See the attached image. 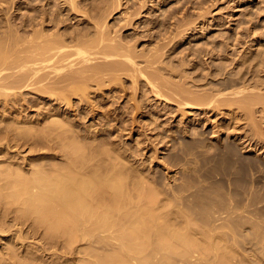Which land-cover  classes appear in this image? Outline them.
<instances>
[{"label": "bare ground", "instance_id": "obj_1", "mask_svg": "<svg viewBox=\"0 0 264 264\" xmlns=\"http://www.w3.org/2000/svg\"><path fill=\"white\" fill-rule=\"evenodd\" d=\"M38 1H40L39 4L36 0V3L33 1L32 4V0L31 2L30 0L25 2L11 0L9 2L11 4L19 3V10H28L30 20H26L27 13L23 14L26 19L23 16L21 17L24 18L22 22L14 21L16 18L11 19L13 20L11 21L7 18L9 16L5 11L9 5H7V9H3L6 12L4 14L7 16H5L6 19L4 20L5 17L0 15L2 20L5 21L0 23L2 24L0 26H3V31L0 30V96L9 99L0 98H3L7 104L14 102L12 104L15 106L14 104L20 101L14 100L18 97L17 95L28 91V95L31 97L25 96L28 98L25 99V104H28L29 108L34 107L38 110L33 114L35 116H32L35 117L34 120L30 118L20 120L21 117H24V112L20 119L17 118V121H15L16 118L5 116V113L0 114V123H5V126L3 127V124V128L0 129V191L2 197L5 198L4 200L16 203L19 211L24 215L32 216L38 225L45 226L55 232H61L62 236L69 241H77L78 239L81 243L79 248L81 254L80 264H246L248 261L256 264L258 260H262L255 248H251L254 251L253 258H248L244 252L234 253L235 246L242 247L239 239L241 235L239 226L242 223L238 217L244 212L254 215L251 210H241L239 206L228 209L227 207H216L208 203L202 205L181 203L180 200L186 198L183 194L174 195L173 203L162 202L161 193L158 194L156 190L153 191L154 189L151 188H143L144 178L142 179V175L136 173L139 171L134 172L133 170V173H135L133 174L128 170L126 162H123L125 155L121 152V148L117 146L118 148L114 147L111 150L113 144L110 145L111 148L106 145L105 150L104 148L101 149L102 147H98L101 146L98 145L101 138H98L99 142L96 144L97 140L94 141V137L92 138L94 142L91 140V142H84L83 140L78 143L82 140V138L77 140L78 134L82 135L85 130H79L82 132L77 130V134L74 130L71 132L73 128H71L70 122L74 120L70 121L68 118L65 120L66 117L64 118L61 112L63 103L66 104L65 101H69L70 106L68 107L74 106L71 103L72 96L82 97L81 99L85 101L86 96L87 98L92 96L90 93L92 94L97 88L102 93L101 89L109 85L112 87L113 81L118 82V79L121 80L124 76L130 78L129 80L133 82L131 87L138 85L139 79L144 77L145 83L152 88L149 89L153 91L152 93L156 97L167 101L176 98L173 101L177 102L183 117L188 115L187 119H189L190 114L195 115L192 120H189L190 128L191 123H197V120L198 122L200 120L195 118L198 113H190L192 111H199V114L204 113L202 115L207 116L204 119L209 121H212V117H208V114L213 110L220 113L224 110L225 112L222 113L224 115L227 111H230L231 118L238 121L234 123L235 121L233 122V119H231L229 122L232 121L237 130L242 127L248 129L247 126L241 125L242 121L248 127L250 126V131H247L251 134L247 136L250 140L248 146L251 148L249 150H251L253 149L251 141L257 137H259V140L264 137V43L262 45L258 44L257 49L249 51L246 58L240 55L237 59L240 48L245 46L242 42L244 36H240L242 34H239V31L236 34H230V36L228 33L227 38L226 35H223L222 38L228 39V42L225 41V44L221 41L223 44L220 47L216 44L219 48L208 47L210 48V51L207 50L208 54L216 59L218 54L222 58L227 57L230 52L232 54V51L237 53H235L236 58H228L231 62L229 64L225 62L226 64L223 63V66L216 63L215 60L207 62L209 69L212 71L218 70L217 75L219 78L214 81L215 84L213 85V82H211L212 85L208 83L204 85L196 84L194 81L199 82L198 79H193L194 81L191 82V76L186 77L189 75L188 73L192 72L186 73L187 70H184L186 76L182 73L184 67L181 66L183 61L181 59V69L178 66L174 67L173 70L177 71L178 68L179 72L182 71L180 75L182 78L184 76V79L188 80L189 83L182 80L178 83L175 80L172 81L173 84H178L174 86L170 85L172 82H166L171 81L166 79L168 74H164L166 75L164 80L159 73L160 68H157L158 72L153 66L160 63L156 64L158 61H155V59L152 62L149 61L150 58L155 56L158 59L156 52L151 53L153 57H149L150 52H147L148 54L142 53L145 50L140 51L137 45L138 42H133L139 40L136 35L135 39H131V37H126L124 34H119L120 32L116 33L118 30L111 31L109 29L108 20L123 6L122 0H46L47 3L44 0ZM141 1L137 2L140 4L145 2ZM4 2L6 3L7 0H0V10ZM43 2L44 4H42ZM127 3H129V0ZM24 4H27V6ZM132 5L130 8L133 7ZM142 5H138V8L137 5L135 6L138 11L135 8L132 9L133 12H136L134 14L131 11L135 18L140 17L138 16L141 14L139 6L140 8L145 7ZM144 5H146V2ZM61 10L62 12L65 11L66 14L64 15ZM33 11L35 14H32ZM26 12L24 11V13ZM125 14L128 15L126 12ZM73 15H75L74 22L75 19L78 20L77 16H81L79 21L81 20V23L87 24L81 27H76L73 24L68 26V19L69 21L72 20ZM172 15L170 16L172 17ZM128 16L125 17L128 18ZM132 17H129L127 22H132ZM165 18L167 16L162 20L166 21ZM64 22L66 26L63 25ZM123 22L127 23L126 20ZM155 22L158 23V21ZM163 22H161L162 25L160 24L161 27H163ZM169 24H172V22ZM242 24L243 22L240 23V25ZM128 26L132 25L128 23L122 25V27ZM170 26L168 25V27ZM168 27L166 30H171ZM189 29H184L183 33L185 34V30L189 31ZM170 32L172 30L168 31V33ZM176 34L180 35L179 32ZM176 34L173 35L177 36ZM184 34L181 33L180 36H184ZM256 35H258V32ZM261 35L263 37V34ZM262 37L259 34L256 40ZM171 39H176V37ZM159 47L165 49L163 46ZM159 47H157L158 50H160ZM196 49L193 52L201 51V48L197 51ZM235 54L232 56L234 57ZM144 55L148 58L140 59V57H145ZM199 56L200 53L196 54V57L194 55L196 59ZM202 56H200L201 60ZM141 60H145L144 62H147L148 65L142 63L143 66H141V62H143ZM183 64L186 65L187 63L184 61ZM229 66H233V68L227 71ZM156 67H160V65ZM169 68H173V66L170 65ZM168 70V73H171L172 70ZM175 73L177 72L172 71L171 75ZM193 74L195 73L193 72ZM179 76L176 77L182 79ZM161 79L172 87H169L165 82H159ZM123 81L126 80L121 82ZM140 82L142 81L140 80ZM93 84L96 85L95 90L92 87ZM138 86L133 87L136 90L135 92L139 91L137 90ZM114 87L116 88V86ZM173 87H175V90L171 92ZM164 88L171 89L170 92L176 95L167 94ZM89 89L93 91L90 92ZM83 100V105H85L89 98L85 103ZM93 101V99H90L89 102L92 103ZM76 104L81 105L78 102ZM0 109L3 112V109ZM4 112L7 111L4 109ZM65 113L67 114V110H65ZM227 114L229 115V113ZM227 114L225 116L228 118ZM233 114H236L237 117ZM201 119H203L202 116ZM34 122L41 124V127H37ZM212 123L214 124V122ZM216 124L219 123L216 122ZM228 125L226 129H228ZM91 128L97 129L90 127L88 130ZM89 133L86 132L85 135ZM38 136L46 138L51 143H57L58 141L61 143L63 141L65 145L63 149L66 150L63 152V157H67L71 163L67 161L70 164L68 166L64 164L66 167L63 165L59 167L60 165L56 163V167L63 169L58 171L57 168L58 170L55 172L56 167L54 165V169H47L41 164L33 163V161L26 163L27 160L32 159L28 155L29 152L32 155V152L38 153L39 149H31L32 146H28L31 150L26 152L24 146L31 145L32 140ZM93 136L97 137L96 134ZM107 137L109 138V136ZM198 139H195L194 144L199 141ZM107 140L109 139L104 140L105 144L114 142L111 139L110 142H106ZM22 145H24L23 148ZM230 152H233V150ZM252 160L250 164H252ZM5 215L6 213L3 214L0 210V219ZM252 229L253 238L258 240L253 242L252 239L249 243L264 252V228L253 222ZM14 231L15 229L0 225V236L2 237H7L9 234H13ZM19 239H23L22 235H19Z\"/></svg>", "mask_w": 264, "mask_h": 264}, {"label": "rangeland", "instance_id": "obj_2", "mask_svg": "<svg viewBox=\"0 0 264 264\" xmlns=\"http://www.w3.org/2000/svg\"><path fill=\"white\" fill-rule=\"evenodd\" d=\"M10 1L11 0H7L6 3H3V7L1 8L2 11L0 10V15H3L2 17L6 16L4 15L6 12H4L3 9H7V5H9L8 9L5 10L8 13L7 16H9H6L7 18H9L10 20L16 18L14 21L22 22L25 18L23 14L28 13V16H26L27 19H25L30 20V12H28V10H19V3L11 4L9 3ZM20 1L25 2L29 0ZM33 1L34 3L38 2L37 4L40 3V1L38 0H36V2L35 0H32V2L30 0L31 4L33 3ZM125 1L128 2V0H122L123 6L120 7L121 9L119 8V11L117 10L114 15L109 18V29L111 31L118 30L116 31V33L120 32L119 34H124L126 35V37H131V39H135L137 37L139 40L136 41L133 39V42H138L137 45L140 51L145 50L142 53L148 54L147 52H150L149 57L151 56V53L156 52L158 59H156V56L154 55L155 57L150 58L151 60L149 59V61L152 62V60L155 59V61H158L156 62V64L160 63L157 65L154 64L153 66L155 67V69L160 68V72L158 71V69L157 71L161 74V76H163L162 78L164 80V76H166L164 74L170 75H167L166 77V79L171 80L166 81L168 83L175 80L178 83L181 80L185 83H189L188 80L186 81L184 79V76L182 78V76L180 75V72L182 71H178L179 69H181V66H183V71L187 70L186 73H188L189 71L192 72L188 73L189 75L186 77L188 78L191 76V82L194 81L193 79H198L199 82L194 81L196 84L204 85L206 83L211 84V82H213L214 85V81L218 80L219 78L217 75L218 70L212 71L211 69H209V64H207V62H212L213 60H215L216 63L221 65L223 63L226 64L225 62H228L227 64H229L231 60L229 61L228 58H236L235 53L237 52L232 51V54L230 52L231 55L228 54L229 57L228 55L227 57L225 55H222L225 56L222 58L221 55L218 56V54L216 56V59H213L214 57L212 55L211 57L210 54H208V51H210L209 49L211 48V46L220 47L221 44H226L225 41L228 40H226V38L228 35L230 36V34H236L239 31V34H242L240 36H244L242 42L245 46H243V48H240V52L237 53V59L238 57H240V55H243L242 57L246 58L249 51L251 52L252 50L257 49L258 44L262 45L264 43V40H262L264 39V0H143L146 2V5H144V2L141 4H143L142 6L145 7L140 8L139 6V10L141 11V14L138 15L140 16L139 18H135V16L132 15L133 13H136L133 12L132 9L135 8L136 5L137 8L138 5H141L137 1H142L129 0V3ZM44 2L47 3L46 0H44ZM44 2L42 4H44ZM4 4H6L5 7ZM24 5L27 6V4ZM131 5L133 6L132 8H130ZM137 8H135V10ZM24 11L27 12L24 13ZM123 11H125L129 16L126 15ZM131 11L133 12L132 14ZM136 11H138V9ZM166 11L169 12H167L169 16L167 15ZM170 12H173L171 13L173 14L172 17L174 16L173 18L170 16ZM62 13L64 15L66 14L65 11ZM32 14H35V12ZM124 15L128 16V18ZM164 15H166L167 18L170 17L168 20L167 18L165 19L169 23L172 22V24H169L164 19L162 20V18L166 17ZM22 16L24 17L23 19L21 18ZM2 17H0V23L5 22L2 20ZM6 17L3 19L5 20ZM129 17H132V22H127V19H129ZM19 18L20 20H18ZM64 18L66 17L64 16ZM72 18L73 19H70V21L67 18L68 26L69 24H73L76 27H81L84 24H87H83V22L81 23V20L79 21V18L81 19V16H77L78 22L76 21V19L74 22L75 15H73ZM170 19L173 20L171 21ZM124 20H126V22L132 26L122 27V25L127 24L123 22ZM154 20L158 21V23H156ZM65 21L67 22V20ZM129 22L132 24H130ZM161 22H163V27H161ZM242 22L243 24L240 25V23ZM63 25L66 26V23L64 22ZM168 25L171 26L168 27ZM166 26L168 27V29L170 28L172 32L168 33V31L171 30H166ZM2 28L3 26H0L1 31H3ZM188 28H190L189 31H187ZM164 29L165 31H163ZM184 29H187L185 30V34L183 33ZM160 31L161 33L163 32V34L159 33ZM178 32L180 33V35L181 33L184 34V36L176 34ZM257 32L261 37V34H263V37L261 39L256 40V37L258 36L256 35ZM173 34H176L177 36H174ZM246 34L248 36H245ZM253 34H255L256 36L254 35V37ZM223 35H226L225 39L222 38ZM172 37H176V39L170 40V38ZM159 46H163L165 47V49L162 47L160 48ZM196 46H199L201 48L200 52L197 51V49L199 50L200 48H197ZM157 47H159L160 50H158ZM192 48L196 49L197 52H193L194 49ZM156 49L158 50V52ZM199 53L200 56L203 55L202 60L200 56L198 59L195 58L196 54L198 55ZM234 54L235 56L233 57L232 55ZM146 57L147 56L140 57V59H147L148 57ZM151 57H153V55ZM144 61L141 62V66H143L142 63L148 65L147 62ZM180 61H182L181 66ZM184 61L185 63H187L186 65L183 64ZM159 65L160 67H156ZM170 65L173 66V68H169ZM178 66L180 68H177V71H174V67ZM232 68L233 66L227 67V71H230ZM168 69H171L173 72H177L175 73L177 75L172 74V76V71L170 70L171 73H168ZM193 72L195 74H193ZM182 73L185 74V71ZM186 75L187 74H185V76ZM176 76H179L182 79L177 78ZM126 78L127 77L124 76V78H122L121 80L118 79V82L113 81L111 84L113 85L112 87L110 85L106 86V84L105 88H100L103 91L102 93L99 92V88H97L98 90L96 89L98 91L97 92L94 89L96 88V85L93 84L92 87L95 91L92 92L93 90L89 89L90 92H92V94L90 93V95L92 96L88 97L89 100L87 101V96L85 101L81 99L82 97L77 98L78 96H72L71 100L73 102L71 101V103L74 106L71 105V108L68 107L70 106V104L68 103L69 101H65L66 104L68 103L67 105L63 103V109L61 112L63 113V117H66L65 120H67V118L70 121L72 119L74 120L72 121L74 123L70 122L71 128H73L71 129V132H73L74 130L75 134H77V130H85L83 132L79 131L82 132V135H75L76 137L78 136L77 140L78 138H82V140L80 139L81 141L78 143H81L83 140L84 142H88L95 139L94 141L97 140L95 143L98 144V138H101L100 144H98L101 146L97 145L98 147H102L101 149L104 148L105 150L106 145L110 147V145L113 144V148L110 147L111 150L117 146L121 148V152H123V155H125V159L123 160V162H126L128 170L131 173H133V170L134 172H136V170L139 171L140 173H136L142 175V179L144 178L143 188H151L154 189L153 191L156 190L158 194L161 193L160 197L163 198L162 202L173 203L174 195L183 194L186 198L184 200H180L181 203L185 202L196 205L208 203L216 207H227L228 209L239 206L241 210H251L254 215L244 212L238 217L242 223L241 226H239V229L241 231L239 239L241 241L242 247L235 246L234 253L238 254V251L244 252L248 258H253L254 251L251 248H255L262 258V260H258L256 264H264V252L249 243V241L252 239L253 242H257L258 240L256 238H253L252 223L254 222L260 224L262 228H264V141H260L264 140V137L262 139L260 138V140L259 137H257L253 141H251L253 149L249 150L251 147L248 146L250 140H248L249 137L247 135L251 134V132H248L250 131V126L248 127V125L244 124V122L242 121L241 125L247 126L248 131L245 129L246 127H242L241 129L237 130L234 123H236L238 120L231 118L230 111H227L225 113V115L229 113V115L227 114V118L224 114H222L225 112L224 110L221 113L216 112L217 110L211 111L212 113L210 112L208 114V117H212V121L204 119L205 117L207 118L206 115H202L204 113L199 114V111L196 110L190 112L198 113L195 118L200 119L199 122L197 120V123H191L190 128L189 120H192L195 115L190 114L189 119H187L188 115L183 117L181 114V110L177 105V102L173 101L176 98H172L170 101H167L165 99L156 97L154 93H152L153 91L150 90L152 88L150 86L148 87V84L145 83L146 81H144V77H141L142 79H139V84L137 83L139 86L134 85L138 86L137 90H139L135 92L136 90H134V86L131 87V84L133 82L129 80L130 78H127L128 80ZM122 80H126L127 82H121ZM140 80L142 82H140ZM159 82L163 83L165 81H162L161 79V81ZM167 85L169 87H172L170 85L174 84L172 82L170 83V85ZM167 85L164 86L168 87ZM114 86H116V88ZM168 88H164V90L166 89L165 92L167 91V94L172 96L176 95L171 93L175 90V87H173L172 91ZM17 96V98H15L16 96L14 97V100H20L18 103H21L19 105H17L18 103L14 104L15 106H13L12 104L14 102H9L7 104L4 102L5 100H3V98H0V101L2 103H0V108L3 109V112L0 111V114L5 113V116L8 115V117L10 118H16L15 121H17V118L20 119L24 112V117H21L22 119L20 120H23L25 118L35 119V117L32 116H35L33 114L38 111L36 110L37 108H29V105L25 104V99H28L26 97H31L30 95H28V91H26L24 94L19 93V95ZM0 97L6 98L5 96ZM90 99H93L94 101L91 103L89 102ZM82 100L84 101V103L87 101L85 105H83ZM76 102L80 103L81 105H77ZM48 103L50 104V102ZM8 105H11L12 109L11 106ZM4 109L8 113L4 112ZM65 110H67V114L65 113ZM233 115L235 116L236 114ZM201 116L203 119H201ZM231 119H233L232 121L235 122H229ZM212 122H214V124ZM216 122L219 124H216ZM0 124V129H2L5 126V123ZM93 124H96L97 126ZM227 124H229L228 129H226ZM40 125L41 124H37L36 126L38 127ZM220 126H223V128L221 129ZM90 127L97 129L91 128L92 131H90L91 129L88 130V128ZM102 128L105 131L101 130ZM234 128L236 131L234 130ZM219 130L221 131L218 132ZM97 131L102 132L99 133ZM86 132H92L89 133L92 136H90L89 134H87L88 136L85 135ZM95 134L97 136V139L95 138V136H93ZM85 136L91 138L89 139ZM107 136H109V138ZM105 139H109L106 142H110V139L112 142H114H110L111 144H105ZM195 139L199 140L196 144H194V142H196ZM32 141L31 142L33 145H27V147L22 145L21 147L23 148L24 146V150H26V152H29L28 150L35 148L39 149V152H32V155H30L31 152H29L28 155L32 157V159L27 160L26 163H31L33 161V163L35 162L41 164L47 169H54V167H56V163L57 165H60L59 167H61V165L66 167L64 164L68 166L71 163V161L67 157H63V152L66 151L65 149H63V147L65 148L63 141L61 142L63 146L61 143H59V141L57 143H51V141H47V139L42 136H38ZM231 145L235 147L233 148ZM28 146H32L31 149H29ZM230 147H232L233 149ZM110 148L107 147V149L109 150ZM217 148L219 149V151ZM47 149L51 150L48 151ZM231 149L233 150V152H230L232 151ZM251 160L252 164H250ZM67 161H70V163H68ZM59 167H56L54 169V172L57 171ZM62 169L63 168L59 169L58 171ZM1 194L2 193L0 191V210L1 212H3V214L6 213V215L0 219V225L6 228L15 229V231L13 234H9V236L7 237L0 236V264H80L81 254L79 253V248L81 246V243L78 239L77 241H69L67 238L62 236L61 232H55L53 230L47 229L45 226L38 225L37 223H35V219L32 216L24 215L21 211H19V207L16 203L6 202L4 200L5 198H3ZM19 235H22L23 239H19ZM246 264L253 263L251 261H248L246 262Z\"/></svg>", "mask_w": 264, "mask_h": 264}]
</instances>
